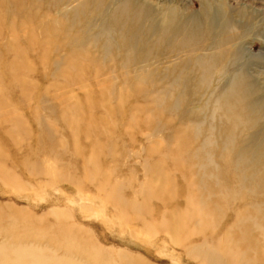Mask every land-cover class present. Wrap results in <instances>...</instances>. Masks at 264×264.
Wrapping results in <instances>:
<instances>
[{"label":"rangeland","instance_id":"1","mask_svg":"<svg viewBox=\"0 0 264 264\" xmlns=\"http://www.w3.org/2000/svg\"><path fill=\"white\" fill-rule=\"evenodd\" d=\"M5 262L264 264V0H0Z\"/></svg>","mask_w":264,"mask_h":264},{"label":"bare ground","instance_id":"2","mask_svg":"<svg viewBox=\"0 0 264 264\" xmlns=\"http://www.w3.org/2000/svg\"><path fill=\"white\" fill-rule=\"evenodd\" d=\"M214 20H215V19H214ZM219 21H220V20H219ZM217 22H218V21H217ZM208 23H209V22H208ZM211 49H212V48H211ZM211 49H210V50H211ZM206 51H207V50H206ZM229 61H230V60H229ZM113 109H114V108H113ZM92 112H93V111H92ZM92 166H93V165H92ZM154 189H155L154 192L161 194V192H160V191H157L156 188H154ZM4 252H5V251H4ZM15 255H16V254H15ZM7 261L9 262L8 259H7ZM7 261H6V262H7ZM6 262H5V264H6ZM22 263H23V262H22Z\"/></svg>","mask_w":264,"mask_h":264}]
</instances>
